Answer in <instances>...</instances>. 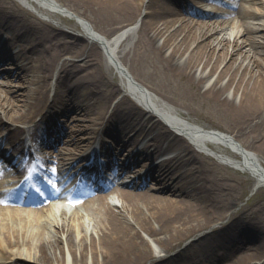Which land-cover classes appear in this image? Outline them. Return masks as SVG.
<instances>
[{"label": "bare ground", "instance_id": "bare-ground-1", "mask_svg": "<svg viewBox=\"0 0 264 264\" xmlns=\"http://www.w3.org/2000/svg\"><path fill=\"white\" fill-rule=\"evenodd\" d=\"M19 1L49 22L28 19L17 6L0 0V158L16 168L13 178L21 182L17 174L31 165L35 183L38 173L58 172L97 188L113 172L131 168L128 177L136 174L140 186L146 181L151 186L131 191L115 185L101 194L86 187L92 193L82 199V209H62L61 218L50 215L52 203L34 205L40 200L32 189L22 208L21 196L1 193L0 264L262 260L264 199L230 209L239 199L232 195L239 180L233 168L264 195V167L257 156L264 149V54L253 56L258 31L249 27L232 41L219 35L233 26L229 15L241 22L264 14L252 6L237 9L238 0L230 1L231 12L218 14L205 11L214 0ZM79 10L91 12L100 30ZM53 19L65 20L68 28ZM149 61L192 99L214 109L226 127L210 133L215 123L210 117L198 125L189 105L158 101L151 94L157 91L132 74L136 63ZM160 96L168 100L166 93ZM70 112L83 115L71 119L87 123L66 124L65 133L53 118L59 123ZM47 130L57 131L54 141L45 137ZM27 138L37 140L33 156L21 149ZM57 142L63 145L58 151ZM161 152L171 158L151 166ZM230 159L238 167L232 168ZM146 167L143 178L148 179L142 182L139 174ZM2 173L7 174L0 168ZM115 192H120L119 206L107 203Z\"/></svg>", "mask_w": 264, "mask_h": 264}, {"label": "rangeland", "instance_id": "rangeland-1", "mask_svg": "<svg viewBox=\"0 0 264 264\" xmlns=\"http://www.w3.org/2000/svg\"><path fill=\"white\" fill-rule=\"evenodd\" d=\"M7 1H9L14 7L17 6L16 8L20 9L22 12V15L25 16L26 18L31 19V20L49 22L47 17L35 13L34 12L35 10L33 8H32L33 11L31 9H26L25 7L22 6V3H19L17 0H7ZM58 1L60 2L61 0H58ZM230 1L231 0H214L215 3H210L211 5L207 6L205 8V11H208V12L213 13V14H218V12H220V11L231 12L232 7L230 8V5L232 2H230ZM64 3H65V5H67L68 2H64ZM237 3H238L237 9L240 6H245V7L252 6L251 7L252 9L253 8L258 9L264 14V0H263V2L257 3V4H253L247 0H238ZM67 6L69 7L70 10L76 12L75 7L72 3H69V5H67ZM220 9H223V10H220ZM77 14H81L84 17L88 18L92 22L93 26L96 27L98 30H100V28L98 27V21L95 18V16L91 14V12H85L84 10H79L77 12ZM45 19H47V20H45ZM49 20L51 21V19H49ZM231 20L233 22V26L229 30H225V31L220 32L219 37L227 38V39L230 38V40L232 41L235 35H238V34L240 35L242 33L244 27H249L252 30L258 31V33L256 35H257V41H258L259 45L257 47V53L255 52V54H253V56L258 57L259 55H263L264 54V48L261 47L260 42L264 41V15H259L255 18L248 17L241 22L239 21V19H237L236 15H229L228 21H231ZM53 22H58L59 25H61L62 27L68 28V25L65 23V20L61 21L59 19H53ZM132 28H133V25L125 28L122 32L126 33V32H128L129 29H132ZM75 32L79 33L78 30H76ZM245 54L249 57L252 55L251 52H246ZM1 66H2V63H0V67ZM132 74L136 78L140 79L143 83H145L146 86H149L152 89L156 90L157 94L154 91H152L151 93L154 95V97L156 99L163 101L168 106H171V107L176 106L177 107V105H179L181 103L189 105L191 110L194 113V119L197 121V123L196 122H194V123L201 125L202 122L205 123L206 120L208 121V119L210 117L211 120L214 121L215 123H213V126L210 127L209 130H220L221 131L222 127H226V120L223 119V117H221L214 109L210 108V106H208V105H203V104L195 101L194 99H192L191 95L186 92L187 91L186 88H183L182 86H180L176 82L171 81L167 76H165L160 71H158L157 68L153 67V65L150 63V61L148 63L147 62L136 63L134 65V72ZM113 76L116 78V80L118 82H120V76L117 74L116 71L113 72ZM213 78H214V76L211 77L210 79L212 80ZM52 82L53 81H51V83ZM12 83L14 85H17L20 82L13 81ZM80 90L82 92L85 91L83 89H80ZM75 91H76V89H75ZM18 92H20V91H18ZM162 93L167 94L168 100H163V98L160 96V94H162ZM121 96H122V94L116 95L112 104L117 102L121 98ZM18 103H20V102H18ZM72 117L75 119L76 118L82 119L83 115H79V114H75L74 112H70L67 115H64L63 121L61 119V120H59V123H58V122H56L57 120L55 118H53L54 119L53 121L55 123H57L58 127L63 128L65 133L68 132L71 125H73L75 123H78L79 125L87 123V122H82V121H78V120H73V119H71ZM63 122H66L65 125ZM191 122H193V121H191ZM66 124L67 125L69 124L70 127H68ZM128 133L124 132V135H127ZM2 134H3V131L0 132V136H2ZM48 134H49V139L51 138L50 140L54 141L56 139V136H57L56 135L57 131H55L54 135H53L52 133L48 132V130H47V133L45 135L46 138L48 137ZM82 135H86V134H82ZM22 136L24 137V135H20L19 139L22 138ZM66 137L67 136L64 134L61 136V139L63 140ZM33 142H36V139H29V140L26 139L25 143H24V147L29 148L30 150H33L34 146H35V143H33ZM50 142H52V141H50ZM60 146H63L62 143L57 142L55 144V149L58 151ZM241 147L244 149L243 145ZM257 156L260 159V161L264 167V149L261 150V152H258ZM232 170L236 171V173L238 174L239 180H241V185L238 184L239 180H237V183H236L237 187H236L235 193L232 195L238 197L239 199L234 203V205L230 209V213L235 212L238 209L246 206L255 197H258L260 199H264L263 198L264 195H260V192L255 193L257 191L256 188L254 189V187H251V185L248 186L246 184L247 183L246 174H243L242 171H240L238 169H232ZM262 190H264V188H262L261 191ZM152 193H156V191H152ZM240 193H241V195H240ZM117 199L119 201L118 197H117ZM118 205H119V203H118ZM113 208H114V210H117L116 207H113ZM30 217L31 218H38L40 216H38V217L30 216ZM61 217H62L61 214H59L58 218H61ZM1 218H2V216L0 215V219ZM143 236L148 240L151 247L155 250L156 249L155 245L150 241V238L147 237L145 234ZM241 240L243 241V239H241ZM244 242H245V240H244ZM263 260H264V258L262 260H253V261H251L250 264H261L263 262ZM181 262H183V261H179L178 263H181ZM178 263H175V264H178ZM161 264H173V263L168 262V261H163Z\"/></svg>", "mask_w": 264, "mask_h": 264}]
</instances>
